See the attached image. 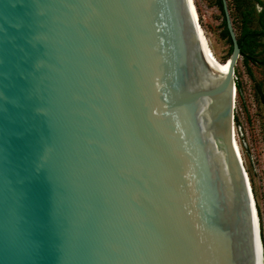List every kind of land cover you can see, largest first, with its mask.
<instances>
[{
    "label": "water",
    "instance_id": "95a60500",
    "mask_svg": "<svg viewBox=\"0 0 264 264\" xmlns=\"http://www.w3.org/2000/svg\"><path fill=\"white\" fill-rule=\"evenodd\" d=\"M222 2L0 0V264H263Z\"/></svg>",
    "mask_w": 264,
    "mask_h": 264
},
{
    "label": "rangeland",
    "instance_id": "374dc122",
    "mask_svg": "<svg viewBox=\"0 0 264 264\" xmlns=\"http://www.w3.org/2000/svg\"><path fill=\"white\" fill-rule=\"evenodd\" d=\"M227 0L229 13L239 35L246 26L261 31L264 0ZM200 24L215 57L223 62L231 53L224 15L218 0H194ZM246 22V24H245ZM264 37H259L253 51L241 55L235 70L238 92L235 98L234 127L245 169L254 189L260 213L261 239L264 246Z\"/></svg>",
    "mask_w": 264,
    "mask_h": 264
},
{
    "label": "trees",
    "instance_id": "16d2710c",
    "mask_svg": "<svg viewBox=\"0 0 264 264\" xmlns=\"http://www.w3.org/2000/svg\"><path fill=\"white\" fill-rule=\"evenodd\" d=\"M255 2H257L258 4H262V2L260 0H254ZM218 3H219V6L221 8V11L224 15V10H223V2L222 0H218ZM224 23L226 25V20H225V15H224ZM246 24V22H245ZM261 31H250L249 29L246 28V26L242 29L241 33L239 35H237V39H238V42H239V45H240V48H241V55H245L246 56V53L247 52H251L253 51V48L255 46V42L256 40L259 38V37H264V22L263 20H261ZM226 34L231 42V45H232V41H231V38H230V34L228 32V29H227V25H226ZM231 53H232V47H231ZM231 53H230V56H231ZM229 56V58H230ZM228 58V59H229ZM226 59V60H228ZM223 61L222 63L226 62ZM262 64L264 65V61L262 62ZM237 92H238V88H237ZM253 193H254V197H255V201H256V206H257V210H258V215H259V218H260V213H259V205H258V201H257V198H256V195H255V192H254V189H253Z\"/></svg>",
    "mask_w": 264,
    "mask_h": 264
},
{
    "label": "bare ground",
    "instance_id": "6f19581e",
    "mask_svg": "<svg viewBox=\"0 0 264 264\" xmlns=\"http://www.w3.org/2000/svg\"><path fill=\"white\" fill-rule=\"evenodd\" d=\"M193 3H194V5H195L194 0H193ZM195 10H196V7H195ZM193 11H194V9H193ZM194 13H195V12H194ZM196 16H197L198 21H199V24H200V20H199V16H198V12H197V10H196ZM200 28H201V32L203 33V36L205 37V40H206V42H207V44H208V48L210 49V53H211L212 56L215 58L216 62L218 63V66L221 67L222 70H225L226 67H227V66H226V63H227V61H228L229 59L226 60V62L222 63V62H220V61L215 57L213 51L211 50V47H210L209 42H208V39H207V37H206V35H205V32H204V30H203L201 24H200ZM236 95H237V93H236ZM235 98H236V97H235ZM234 105H235V102H234ZM233 133H234V139H235L236 148H237V151H238V154H239V157H240V160H241L242 166H243V168H244V171H245V173H246V175H247L248 182H249V187H250V189H251V191H252V194H253V197H254L253 188H252V183H251V180H250V178H249V175H248V173H247V171H246V169H245V166H244L243 157H242V153H241V150H240L239 142H238V140H237V134H236L235 127H234V129H233ZM254 201H255V197H254ZM255 204H256V201H255ZM256 209H257V206H256ZM257 216H258V223H259L260 236H261V222H260V219H259L258 210H257ZM261 243H262V256H263L262 263L264 264V246H263L262 239H261Z\"/></svg>",
    "mask_w": 264,
    "mask_h": 264
}]
</instances>
